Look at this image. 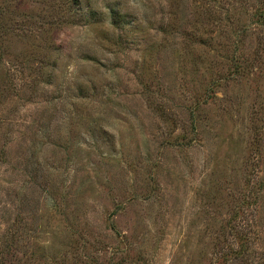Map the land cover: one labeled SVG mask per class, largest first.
Masks as SVG:
<instances>
[{
	"label": "rangeland",
	"instance_id": "obj_1",
	"mask_svg": "<svg viewBox=\"0 0 264 264\" xmlns=\"http://www.w3.org/2000/svg\"><path fill=\"white\" fill-rule=\"evenodd\" d=\"M0 264H264V0H0Z\"/></svg>",
	"mask_w": 264,
	"mask_h": 264
}]
</instances>
